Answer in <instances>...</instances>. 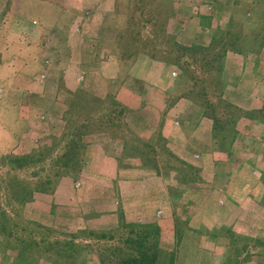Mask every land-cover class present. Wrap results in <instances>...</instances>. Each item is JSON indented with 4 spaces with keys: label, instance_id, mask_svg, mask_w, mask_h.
Wrapping results in <instances>:
<instances>
[{
    "label": "rangeland",
    "instance_id": "374dc122",
    "mask_svg": "<svg viewBox=\"0 0 264 264\" xmlns=\"http://www.w3.org/2000/svg\"><path fill=\"white\" fill-rule=\"evenodd\" d=\"M110 1L106 2L107 7L111 5ZM112 2V10L106 14L100 33L101 49L96 59V63L104 65L106 52L103 51L111 55L108 58L113 65L107 69L109 73L105 70L112 87L109 95L99 103V98L76 90L66 92L59 100H50L46 123L38 136L22 137L28 128L40 129L35 123L28 127L22 120L20 104L23 98L18 86L22 77L33 74L38 61L41 63L37 60L32 64L33 60L28 58L38 51H34V45L30 47L28 39H19L14 32L4 33L0 27L1 42L11 38V43L8 40L6 45L13 44L7 48L11 51L8 57L3 60L0 56V224L4 227L0 230V264H27L28 258L29 264H83L82 261L100 264L98 254L77 257L74 263L64 259L60 262L57 256L49 257L44 249L48 242L71 239L69 236L79 231H85L87 236L88 231L117 230L123 219L120 209L118 219H102L101 213L95 212L102 209L103 204H87L86 200L100 192L94 186L101 184V179L118 174L121 168L134 166L131 164L142 170L137 181H157L155 187L144 183L138 189H130L135 191V194H127L131 203L140 200L146 207L157 206V212L164 208L167 212L154 223H144L160 230L157 250L161 254L160 264H169L166 256L169 259L172 256L174 264H259L253 255H262V249L254 248L249 241L257 237L264 240V223L254 219L258 211L255 204L217 201L198 207L185 203L183 193L195 176V167L183 163L178 149L169 145L166 140L169 123L166 122L180 114L185 95L199 89L206 99L216 104L215 79L200 69L201 55H215L220 49L225 53L224 59L228 53L243 56L261 53L262 49L254 51L251 48L250 30L256 28L259 17H264V0ZM243 15L246 19L251 16V19L245 20ZM231 24L242 25L241 36L235 41L233 36L240 26ZM216 31L222 39L215 46L212 39ZM35 35L38 38V34ZM29 36L31 39L34 36L32 31ZM17 41L23 43L19 45ZM180 54L181 61L177 60ZM120 56L126 60L115 64ZM178 66H188L193 71L192 79L180 72ZM174 71L178 76L173 77ZM179 74L182 77L179 78ZM157 88H168L169 91L162 92ZM247 122L248 117L239 120V131L245 129ZM13 135L22 138L16 140ZM13 140L18 141L15 149ZM89 144H106L110 150L118 145V154L106 156L101 161L95 155L92 160H98L100 164L85 170L84 151ZM73 145L80 161L67 168L63 163L70 157ZM10 149L15 152L10 153ZM112 188L111 196L119 195L118 187ZM160 205L163 209L158 208ZM221 208L226 211L221 212ZM76 213L82 220L81 228L66 231V225L59 217ZM225 213L229 215L223 218ZM123 222L130 223L124 219ZM89 239L95 246L97 239L94 236ZM73 240L84 244L85 237ZM17 253L21 259L17 258Z\"/></svg>",
    "mask_w": 264,
    "mask_h": 264
},
{
    "label": "crops",
    "instance_id": "0c3cea01",
    "mask_svg": "<svg viewBox=\"0 0 264 264\" xmlns=\"http://www.w3.org/2000/svg\"><path fill=\"white\" fill-rule=\"evenodd\" d=\"M78 1L73 3L71 0H0L2 32H14L19 39L24 41L28 39L30 47L34 45V51H38L37 54L33 53L28 58L33 60L32 64L41 60V63L38 61V67H34L33 74L22 77L21 83L18 84L23 98L20 104L22 120L28 123V127L35 123L40 129L29 130L26 126L28 131H25L22 137L40 134L38 131H41L44 127L43 123H46L45 116L50 100H59L61 95L63 97L66 95V92L76 90L104 99L112 89L111 81L105 73V70L113 65L108 58L111 55L106 54L108 51H103V48V53L106 52L105 64L96 63V59L101 49L100 33L104 28L106 14L112 10L110 7L113 5V0L109 2L111 5L108 7L106 2L109 0H87L86 3L83 0L82 3ZM31 31L34 34L32 39L29 36ZM35 34H38V38ZM8 40L11 43L12 39ZM1 41L0 49L6 46V50H0V56L4 60L11 52L7 48L13 44L7 46V41ZM17 42L19 45L23 43ZM123 60L126 59L120 56L115 64ZM107 73H109L108 70ZM172 75L175 77L178 73L174 71ZM180 77L182 75L179 74ZM219 78L223 81V85H213L218 88V98L246 111L262 109L264 48L259 55L250 56L246 53L243 56L228 53L223 61ZM60 85L64 87L60 88ZM157 89L162 92L169 91L168 88ZM180 106V114L169 117L170 119L166 122L169 123L166 140L170 146L178 149V155L183 163L199 171L196 181L191 182L184 190L185 203L204 207L207 203L217 201H225L226 204H230L231 201L234 204H244L249 201L252 205L255 204L254 208L258 210L254 219L264 223V123H258L254 128L250 127L249 132L240 131L237 139L228 146V150H224L225 147L222 144L214 142L212 122L204 118L202 110L185 98ZM20 136L13 135L16 140L21 139ZM16 140H13L14 149L18 147ZM101 144L86 146L85 170L94 169L96 164H100L98 160L101 161L106 156L118 154V145L110 150L107 149L110 146ZM11 152L15 151L10 149ZM95 155L98 156L96 158L98 160L93 161ZM131 165L134 166L121 168L118 174L101 179L102 183L94 186L99 188L97 191L100 192L91 199L87 198V204L102 203V209L95 212L101 213L102 219H111V221L118 219L120 209L123 219L127 222L154 223L162 219L160 216L165 217L167 214L165 208H162L163 205L158 207L163 211L157 212V206L146 207L145 204L140 203V200H133L134 204L131 203L132 199L127 194L132 192L130 189H138L144 183L155 187L157 181L143 178L144 182L137 181L142 175V170L138 165ZM85 185L88 187L86 181ZM114 185L118 187L120 197L119 195L116 197L115 194L111 196L110 190L114 191L112 188ZM134 192L131 194H135ZM219 210L226 211L224 208ZM228 215L229 213H225L222 217L226 218L225 216ZM59 219L63 220V225H66L64 227L66 231L73 232L81 228L82 220L77 213L62 215ZM59 219L56 220L59 221ZM76 222H78L77 225L74 224Z\"/></svg>",
    "mask_w": 264,
    "mask_h": 264
},
{
    "label": "trees",
    "instance_id": "16d2710c",
    "mask_svg": "<svg viewBox=\"0 0 264 264\" xmlns=\"http://www.w3.org/2000/svg\"><path fill=\"white\" fill-rule=\"evenodd\" d=\"M199 3L200 2H198V4ZM248 17L250 18L246 19V16L242 18L245 20H250L251 16ZM259 19L260 22L257 24V26H255L256 28H250V36L252 37L251 48H254V51H259L264 48V17H259ZM230 26H240L239 29H237L235 36H233L235 41L241 36L240 28H242V25L231 24ZM218 34L216 31L212 39V44L215 46L222 39L217 36ZM245 34L246 31H244L243 35ZM231 44H234V42L231 41ZM246 48L248 51H250V48L247 46V44ZM224 54L225 53L223 50L220 49L219 53L215 55L207 53L201 55L200 58V69L206 73L208 72V77L215 79L214 84H217L218 86L223 85V81L219 78V74L223 66ZM181 59L182 56L180 54L177 56V60L181 61ZM178 69L180 72L192 79L193 71L191 72L188 66L187 68L180 67ZM211 71L213 72L212 76H210ZM185 99L189 100L198 108H200L203 112L204 118L212 122V137L214 142L217 144H222V146L225 147L224 150H228V146H231L237 139L238 134L240 133L238 129L240 119L243 117L246 119L248 117L249 120V122L245 124V129L242 131L244 133L249 132L250 127L254 128L258 125V123H264V107L258 111H252L249 114L248 111L244 112L238 107L220 98H218L216 104H214L212 101L206 99V96L201 89H199L198 92L190 94L189 96L185 95ZM97 100L100 101L99 103H101L100 99ZM75 150L76 146L73 145L72 151L69 155L70 157L65 163H63L64 167L68 168L70 164L75 165L80 161L79 154ZM72 167L74 168V166ZM194 170L195 176L192 182H195L199 175L198 169ZM120 221L123 222V219L121 218ZM122 222L120 223V227H118L117 230L114 229L100 233L88 231L87 236L85 231H79L77 234L69 236L71 239L54 240L53 242H48L44 251L47 252L49 257L57 256L60 262H63L64 259L66 262L72 261L74 263L77 261V257H88L89 254L91 255L94 253L98 254L100 258V264H160L159 257L161 254L157 252L160 241L159 228L148 224ZM1 226L3 225L0 224V230H4V227L1 228ZM62 235L66 234H61V236ZM81 236L85 237L84 244H77L74 240L72 241V239L78 237L81 238ZM92 236L97 239L95 246L91 244V239H89L92 238ZM101 240L111 242L113 244L107 245L102 243ZM249 241L253 243L254 248L258 247L259 249H262V255L254 254L253 256L259 260V264H264V240H262L260 237H257L255 239H250ZM24 243L25 242H23V244ZM11 253L12 250L10 249V254ZM10 254L8 253L7 255L11 257ZM16 255L18 259L22 258L20 255H18V253ZM166 260L169 261V264H174L172 261L174 258L172 256L170 259L166 256ZM26 262L27 264L30 263L29 258L26 260ZM84 262L85 261H82L83 264Z\"/></svg>",
    "mask_w": 264,
    "mask_h": 264
}]
</instances>
